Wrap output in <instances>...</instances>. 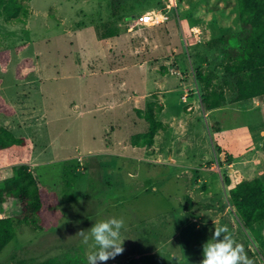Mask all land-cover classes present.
<instances>
[{"label":"rangeland","instance_id":"obj_1","mask_svg":"<svg viewBox=\"0 0 264 264\" xmlns=\"http://www.w3.org/2000/svg\"><path fill=\"white\" fill-rule=\"evenodd\" d=\"M18 1L27 15L9 23L0 18V126L24 145L0 150V181L11 173L6 165L34 158L50 162L33 167L42 173L44 206L62 199L57 191L66 180L91 192L107 186L105 176L113 188L124 185L102 197L89 194L93 216L62 221L72 233L62 245L82 240L78 232L87 235L108 216L125 225L181 200L221 193L189 210L214 222L213 231L226 225L253 264H264L259 253H264V222L244 228L228 197L241 180L264 174V97L206 111L195 77L199 68L215 82L226 81L227 97L234 96L233 78L222 68L225 49L208 43L238 30L236 0H173L171 9L169 0ZM160 11L166 19L159 25L132 27L142 13ZM108 30L117 35L103 37ZM151 101L163 107L158 119L166 128L155 135L152 152L148 146L133 149L132 138L147 129L135 110L143 111ZM105 147L119 156L99 157ZM159 154L162 159L171 155L176 165L126 156L154 159ZM64 157L73 158L56 162ZM66 187L71 189L70 183ZM9 202L17 207L15 200ZM37 217L46 229V209ZM30 231L17 234L3 256L35 237Z\"/></svg>","mask_w":264,"mask_h":264},{"label":"trees","instance_id":"obj_2","mask_svg":"<svg viewBox=\"0 0 264 264\" xmlns=\"http://www.w3.org/2000/svg\"><path fill=\"white\" fill-rule=\"evenodd\" d=\"M238 7L239 28L236 32L213 38L210 45H221L223 53V71L233 78L234 96L228 98L226 81L215 82L212 76L197 68L196 81L200 86V101L206 111L220 108L226 104L244 102L264 97V0H236ZM28 9L18 0H0V18L9 23L19 21L28 14ZM117 33L108 30L103 37H113ZM264 106V103H262ZM163 107L155 101L147 103L142 111L136 109V115L145 121V132L132 138L133 146L150 147L155 135L166 128L158 119ZM217 130V129H216ZM24 145V140L0 126V150ZM232 162V156L227 154ZM12 173L0 181V207L11 200L17 202V214L11 219H0V254L15 237L14 222L35 223L36 215L41 208V198L37 181L26 164L10 168ZM226 186L230 185L224 178ZM228 197L236 216L244 228H252L264 222V174L251 180H241L228 190ZM13 204V203H12ZM189 214L192 213L189 210ZM214 233V232H213ZM264 257V253L259 251ZM10 254L0 264L15 261L18 264H55L51 258L42 261L15 258Z\"/></svg>","mask_w":264,"mask_h":264},{"label":"crops","instance_id":"obj_3","mask_svg":"<svg viewBox=\"0 0 264 264\" xmlns=\"http://www.w3.org/2000/svg\"><path fill=\"white\" fill-rule=\"evenodd\" d=\"M153 144L148 147L151 152ZM132 147L133 149L139 148L138 146ZM118 156L119 154L112 151L109 147H105L104 152L99 154V157H104L105 159ZM126 156L151 165H176V160L171 155H168L165 159H162L160 154L154 157V159L150 157ZM64 158L56 160V162H66L73 157ZM34 160L33 158L30 163L20 164L28 165L37 181L41 198V208L37 215L42 213L43 209H46L47 217L44 222L48 225L45 229L37 215L36 221L33 224L30 222L26 224L25 222H14L15 237L19 233H27V228L31 230L30 232L35 233V237H27V241L15 252V258H20L25 262L26 260L42 261L45 258H51L55 264H88L86 254L98 250L94 246V241L89 239L88 243L85 244L82 239L73 244L62 245L61 242L70 240L72 233L71 228H66V225L61 227L60 223L68 220L70 217L79 219L80 216L82 218L86 216L88 218L90 215L93 216V213L89 214L88 212L90 210L88 204H90L94 195L97 194L99 197H102V195L113 194L114 190L117 193L118 190L124 189V185L113 188L109 185L110 179L105 176L103 180L107 182V186L102 191L91 192L86 185L82 186L77 184L76 181L70 182L66 180L62 182L61 188L57 191V193H63L62 199L59 201L54 200L52 203L48 201V204L46 203L44 206L41 196L44 183L40 181L42 173L36 174V170L33 167L37 169L38 167L50 164V162L37 163ZM165 161L168 162L165 163ZM80 164L83 166L82 170L86 171L84 167L85 163L81 162ZM5 168H12V166L6 165ZM208 169L216 170L214 166H210ZM150 174L153 175L155 172ZM44 176L47 177L46 175ZM38 178L40 179L38 180ZM69 183L71 189L66 187ZM65 189L68 190L67 195H65ZM88 195L92 198H88ZM218 195H211L207 198L200 197V199H196L193 202L189 201L191 200L190 198L184 200V202L181 200L178 206L176 205L168 210L125 224L121 229V241L124 240L123 253L117 255L114 259L103 262V264H201L203 260V247L213 238L214 222L209 220L205 215L195 213L190 215L188 210L194 209L191 206L192 204L206 201ZM84 196L87 199L86 201H84ZM16 214V208L10 202H6L0 207V219H11ZM108 218L110 219L112 216H108ZM52 241L58 242V246L51 247L50 242ZM10 254L12 253L10 252ZM10 254H4L3 256L1 253L0 263L5 261ZM7 264L18 263L15 260L14 262L8 261Z\"/></svg>","mask_w":264,"mask_h":264},{"label":"clouds","instance_id":"obj_4","mask_svg":"<svg viewBox=\"0 0 264 264\" xmlns=\"http://www.w3.org/2000/svg\"><path fill=\"white\" fill-rule=\"evenodd\" d=\"M123 227V219L113 217L93 224L87 235L84 230L78 232L85 244L91 239L98 249L86 254L88 264H103L123 253L124 240L121 241ZM201 264H253V261L248 258L243 245L228 234V227L225 225L215 227L213 238L203 247Z\"/></svg>","mask_w":264,"mask_h":264},{"label":"built area","instance_id":"obj_5","mask_svg":"<svg viewBox=\"0 0 264 264\" xmlns=\"http://www.w3.org/2000/svg\"><path fill=\"white\" fill-rule=\"evenodd\" d=\"M169 1H170V5L168 6V8L171 9L175 7V2L173 0H169ZM165 19H166V16L162 13V11L158 13L146 12L134 18L131 22L134 23L132 27H135V26L153 27V26L159 25ZM185 97H186L185 95L182 97L184 101H185Z\"/></svg>","mask_w":264,"mask_h":264},{"label":"water","instance_id":"obj_6","mask_svg":"<svg viewBox=\"0 0 264 264\" xmlns=\"http://www.w3.org/2000/svg\"><path fill=\"white\" fill-rule=\"evenodd\" d=\"M128 20H131V18H128Z\"/></svg>","mask_w":264,"mask_h":264}]
</instances>
